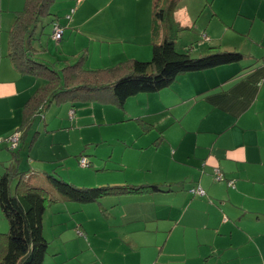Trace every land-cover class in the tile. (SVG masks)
<instances>
[{"label":"crops","instance_id":"crops-1","mask_svg":"<svg viewBox=\"0 0 264 264\" xmlns=\"http://www.w3.org/2000/svg\"><path fill=\"white\" fill-rule=\"evenodd\" d=\"M64 1L69 7V15L63 20L58 19L64 26V33L57 43L68 57L75 59L85 49L88 67L97 68L126 58L148 59L151 56L152 0H72L73 4L70 0ZM205 3L209 4V0ZM115 5L120 6L117 16H113ZM175 15L181 24L191 26L192 13L188 5ZM216 15V12L212 13V16ZM261 19L264 21V17ZM222 23L228 24L227 21ZM202 34L203 40H211L209 35ZM205 41L201 44L203 49L207 47ZM218 41L223 43L222 38ZM1 42L0 39V138L19 125L23 104L41 84L35 74H21L12 65L7 56L8 31L6 46ZM230 42L236 44L233 36H230ZM261 43L264 49V39ZM224 47L231 48L229 45ZM244 54L246 58L253 56L250 51ZM261 55L262 59L254 58L247 68L244 67L248 64L236 68L233 64L239 62H234L185 72L168 87L126 99L124 114L128 106L135 103L139 105L135 116L151 122L160 120L154 127L162 134L160 140L168 146H164L165 149L175 158L172 159L175 166L166 173L163 182L175 185H171V191L152 195L159 201L162 197H170V209L167 214L143 208L131 212L126 209L115 210L117 213L105 211L107 217H113L111 226L137 225L136 222L143 220L146 228L137 226L134 230L121 228L122 231L114 232L119 240L122 241L121 236L125 235L129 242L79 243L85 249L79 252L84 255L78 264H118L115 256L133 259L135 263L131 264H264V50ZM217 84L219 86L215 88ZM92 107L85 106L77 111H90V117L91 111L96 110ZM73 109V118L67 111L71 124L76 121V110ZM102 109L105 112V108ZM117 109L115 116L123 119L122 110ZM35 118L21 141L30 153L37 140L38 132L31 133ZM128 118L133 117L128 115ZM90 124L95 123H86ZM62 128L70 133L81 126L58 129ZM154 140L152 144L160 148L161 144L158 146ZM139 144H143L141 140ZM140 146H143L142 155L149 143ZM3 148H6L5 142L0 144V150ZM14 160L18 168V156ZM53 160L48 159L49 162ZM187 166H192L193 170H186ZM148 168L150 166L146 165L145 169ZM213 169L222 173V183L209 182ZM150 170L152 168L147 171ZM187 176L196 179L197 186L205 194L192 193L190 189L194 184L188 186L193 196L182 191L180 186ZM164 193L168 195L155 196ZM135 231H143L149 241L138 242L128 236ZM176 235L183 242H168ZM117 243L119 247L109 248ZM122 244H128L130 249ZM88 249L93 252L85 253Z\"/></svg>","mask_w":264,"mask_h":264},{"label":"rangeland","instance_id":"rangeland-1","mask_svg":"<svg viewBox=\"0 0 264 264\" xmlns=\"http://www.w3.org/2000/svg\"><path fill=\"white\" fill-rule=\"evenodd\" d=\"M24 3L25 0H0L1 45L6 46L7 31L11 28L14 13L22 9ZM69 3L73 4V1L70 0ZM187 5L192 13L191 27L180 31L176 40L178 49L182 50L191 45L192 56L207 53L210 51L209 45L212 44L220 49H235L242 53L250 51L253 56L245 58L239 63H234L233 66L236 68L244 67L253 62L254 58L262 59L261 53L264 49L261 41L264 39V21L261 18L264 17V0H209L207 5L205 0H197V2L196 0H180L176 12L180 8L187 7ZM118 10H120V6L115 5L113 16L118 15ZM50 12L52 15L43 18L37 24L32 37L29 38L30 56L34 60L44 61L45 64L61 70L65 64L74 63L75 59H69L68 53L62 52L63 48H59V43L50 39L49 17L63 20L64 16L69 15V7L64 0H56L51 5ZM213 12H216L217 15L212 16ZM212 18L215 19L212 20ZM222 21H227V26H224ZM221 24L223 26H220ZM226 29L227 31L223 35ZM202 33L209 35L211 40L209 42L203 40ZM230 36H233V41L236 44L230 42ZM65 37L63 39H66ZM219 38H222V44L218 41ZM202 41L208 42L206 49L202 48ZM227 45L231 48L224 47ZM84 66H88L86 62ZM40 82L42 83L41 79ZM133 104V106H128V111L124 114L127 118L126 121L108 122L114 119L113 117L118 110L117 107L94 102H78L72 107L70 103L59 104L57 101H53L43 110V114H38L34 120L31 133L35 131L38 133L32 152H28L27 146L19 142L18 168L26 170L30 174L31 182L41 185L54 195H60V193L52 187L51 179L47 173H53L60 179L72 182L76 186L85 187L125 183L135 185L140 183L169 184L170 182H163V179L166 173L169 174V171L173 170L175 163L172 159L175 158L171 156L169 150L165 149L164 146L167 144L161 140L157 141L162 136L157 128L153 126L145 133L141 131L142 125L137 123L136 118H134V113H137L139 105ZM69 106L76 110L74 124L70 123L67 114ZM85 106H95L96 108L95 111H91L90 117H88L90 111L85 109L81 112L77 111L78 108H85ZM102 108H105V112ZM150 110L152 109L150 108ZM73 112L74 109L71 110V115ZM128 115L133 118L129 119ZM142 120L152 123V125H157L160 121ZM93 122L95 124L86 125V123ZM69 124L71 126H68ZM80 126L81 129L73 128L70 133L64 131L63 128L58 129L60 127ZM153 139L158 142V146L161 144L160 148L152 144ZM140 140L143 144H139ZM148 143L149 146L144 149L141 155L140 150L143 146L140 145H147ZM82 155L86 156V160L90 162L89 166H80L78 158ZM48 159L55 160L49 162ZM12 160L13 165H15L14 156L12 159V153L9 149L0 150V173L5 165L12 164ZM146 165L150 166L148 169L152 168V170L147 171ZM188 165L192 164L188 163ZM185 168L186 170H193L192 166ZM139 169L141 170L139 171ZM148 178H150L149 182H147ZM196 181L189 176L184 178V183L180 186L182 191L193 196L188 186L194 184V187H197ZM213 181L222 183L212 174L209 182ZM202 187L204 188V186ZM152 194L104 196L99 201L89 203L60 200L48 204L43 213L42 223L43 236L49 242V246L42 264H78L77 261L79 259L82 261L84 255V253L79 252L85 249H82L79 243L129 242L130 239H126L125 235L121 236L122 241L119 240L115 237L117 233L114 232L122 231L121 228H126L128 231L134 230L137 226L146 228L145 222L141 220L135 223L137 225L132 223L124 227L111 226V218L113 217H107L105 211L117 213L115 210L126 209L127 212H131L134 209L143 208L147 211L153 210L167 214L170 209L168 206L170 197H162L159 201L157 200L158 197H153ZM167 195L168 193H164L155 196ZM112 222L114 223V220ZM7 228V221L0 210V255L5 245ZM79 231L82 233L79 234ZM152 234L156 236L155 233ZM128 236L134 237L138 242L149 241V237L143 231L139 233L135 231L129 233ZM168 242H183V239L176 235L174 240ZM115 246L116 248L119 247L118 243L110 245L109 248ZM122 247L129 248V245L122 244ZM88 251L93 252L90 249L84 252ZM115 257L118 264H121V261L125 264L135 263L133 259H125L122 256ZM90 264H94V262Z\"/></svg>","mask_w":264,"mask_h":264},{"label":"trees","instance_id":"trees-1","mask_svg":"<svg viewBox=\"0 0 264 264\" xmlns=\"http://www.w3.org/2000/svg\"><path fill=\"white\" fill-rule=\"evenodd\" d=\"M55 1L25 0L23 8L16 11L11 28L8 30L7 56L12 65L19 73H33L43 81L23 104L19 125L7 135L18 132V144L23 141L32 120L38 114H43V110L53 101L59 104L70 103L72 107L78 102H96L114 105L124 111L127 98L168 87L179 74L240 62L246 58L241 51L220 49L215 45H211L207 53L198 56L191 55V45L182 50L178 49L176 40L180 31L191 27L181 24L176 19V7L180 0H152L150 59L126 58L106 66L90 68L84 66L87 58V51L84 49L79 52L74 63L65 64L61 70L55 69L44 61L32 59L29 47V38L34 34L37 24L43 18L52 15L50 8ZM54 22L60 23L58 19L50 16V38H52ZM62 27L63 36L64 26ZM70 58L72 56H69ZM250 66L251 64H248L244 68ZM218 86L219 84L215 88ZM211 89L213 88L209 90ZM72 109H69L70 117H72L70 114ZM121 114L123 119L114 116V119L108 122L126 121L124 113ZM134 118L142 125L140 129L143 133L154 126L142 120L145 119L143 117ZM6 137L0 138V144L5 142L12 157L16 154L18 156V144L10 149ZM160 139L161 137L157 141ZM82 160L85 161L84 165L81 163ZM78 162L80 166L90 165L84 155L78 158ZM214 173L215 169L212 171L213 175ZM47 174L51 179L52 187L60 195H54L41 185L31 182L30 174L15 165H5L0 173V210L8 224L0 264H42L49 246V242L43 236L42 223L43 213L48 204L60 200L89 203L99 201L104 196L173 190L171 184L166 183L76 186L53 173ZM229 183L233 185L232 181ZM203 194H205L204 190L201 194L198 193L200 196Z\"/></svg>","mask_w":264,"mask_h":264},{"label":"built area","instance_id":"built-area-1","mask_svg":"<svg viewBox=\"0 0 264 264\" xmlns=\"http://www.w3.org/2000/svg\"><path fill=\"white\" fill-rule=\"evenodd\" d=\"M53 33H52V39H54L55 41H59L62 37V32H63V27L61 25V23H53ZM71 114V111H70ZM6 140L8 141L9 145H10V149H13L14 147H16V145L18 144V140H19V133L15 132L14 134H11L10 136L6 137ZM82 165L85 164V161L82 160L81 161ZM214 177L216 179H221L222 178V173L218 170L215 169V173H214ZM192 191L196 194H201L203 192L202 188L200 186L192 189ZM82 232L79 231V234H81Z\"/></svg>","mask_w":264,"mask_h":264},{"label":"clouds","instance_id":"clouds-1","mask_svg":"<svg viewBox=\"0 0 264 264\" xmlns=\"http://www.w3.org/2000/svg\"><path fill=\"white\" fill-rule=\"evenodd\" d=\"M202 37L204 38V34H202ZM54 40V39H53ZM218 180H220V179H218ZM198 187V186H197ZM194 188H196V186L195 187H193V188H191L190 190L192 191V189H194Z\"/></svg>","mask_w":264,"mask_h":264}]
</instances>
